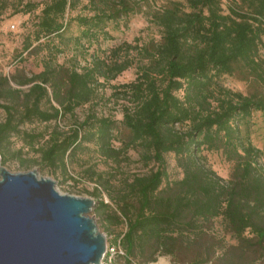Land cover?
Returning a JSON list of instances; mask_svg holds the SVG:
<instances>
[{
    "label": "trees",
    "instance_id": "obj_1",
    "mask_svg": "<svg viewBox=\"0 0 264 264\" xmlns=\"http://www.w3.org/2000/svg\"><path fill=\"white\" fill-rule=\"evenodd\" d=\"M80 1L43 4L24 39V49L40 56L38 73L27 76L16 69L11 76L0 74L2 165L13 157L21 166L40 160L66 172L88 143L100 157L118 162L127 161L133 148L145 164H157L156 169L122 179L116 192L118 211L104 216L109 225H125L118 245L127 258L137 255L148 263L169 255L175 264L184 248H203L205 224L220 217L225 233L235 241L220 247L225 263H233L239 252L240 257L258 255L264 264L263 152L250 138L252 115H264V94L247 95L220 82L221 76L240 68L264 83L258 58L264 0H240L244 9L229 7L228 12L221 0H168L148 12L159 32L157 40L123 41L108 50L100 48L102 41L113 38L108 24L128 17L131 8L126 0H87L81 8L91 15L65 20ZM24 7L29 12L36 4ZM72 21L77 34L68 35ZM69 44L83 55L92 44L98 47L89 54L91 63L78 71L57 60ZM134 63L135 78L113 91V97L130 102L122 106L121 120L89 112L69 129L59 128V120L67 114L73 117L77 107L97 97L100 77L115 78ZM33 122H54V127L48 135L22 128ZM114 131L126 133L120 147L112 144ZM13 136L22 143L15 150ZM203 151H221L234 162L227 180L211 168ZM167 153L174 154L182 169L180 179L169 180ZM83 174L103 184L93 164ZM205 250L209 256L215 252L211 244Z\"/></svg>",
    "mask_w": 264,
    "mask_h": 264
},
{
    "label": "rangeland",
    "instance_id": "obj_2",
    "mask_svg": "<svg viewBox=\"0 0 264 264\" xmlns=\"http://www.w3.org/2000/svg\"><path fill=\"white\" fill-rule=\"evenodd\" d=\"M50 0H0V74L11 76L16 69H22L23 72L30 76L38 73L41 69L40 56L29 54V50L24 49V39L33 30L37 22V16L43 4ZM168 0H155L154 2H145L144 0H126L127 6L131 8V13L128 17H122L115 24H108V30L113 38L102 41L100 48L108 50L111 47L118 45L123 41L134 43L138 40L139 43L150 39H158L159 32L156 26L149 21V10L157 9L165 4ZM34 3L36 7L31 11H25L26 3ZM87 0H81L80 4L65 15V20L68 17H74L77 14H88L92 12L83 10L82 4ZM225 12H228L229 7L244 9L240 0H221ZM69 34H77V26L74 21L70 23ZM97 44H92L86 55L76 52L71 44L68 45L65 52L57 57L58 62L65 63L67 66H74L79 71L82 66L91 63V56L97 49ZM45 53L41 51L40 54ZM258 58L262 61L264 69V37L259 45ZM143 64V63H142ZM137 64L134 63L131 67L123 71L115 78L98 79L99 86L97 87V97L91 102L83 104L74 110V116L67 114L58 121V126L61 130H67L75 124L82 122L89 112H95L98 116H112L114 120H121L122 106L130 105V102L123 97H113V91L119 84L129 82L136 76ZM220 82L226 88L233 91H240L247 95H262L264 94V83L251 75L247 70L240 68L236 69L231 75H223ZM11 85L16 87L12 81ZM25 89L26 86L20 87ZM181 95L182 92H179ZM5 117V112L0 108V120ZM54 127V122L49 124L33 122L25 124L22 128L29 131L49 132ZM116 139L112 142L113 146H121V138L126 135H118L116 131ZM250 138L252 143L260 148L263 152L261 163L264 166V115L256 112L251 117ZM11 149L15 150L22 145L19 138L13 136L11 138ZM206 156L207 163L218 175L225 180L229 178L234 162L227 160L221 151H203ZM26 158H30L31 154H26ZM129 159L127 161L105 160L95 152L93 144H86V149L79 153L77 159L69 165L66 172H63L58 167H51L42 164L40 160L35 165L30 167L21 166L16 158H9L3 165L11 172H26L29 170H37L38 174L43 177H49L55 181V189L62 194H70L78 197H88L93 199L94 205L88 215L94 218L99 230L106 237L107 251L104 254L101 262L103 264H172V257L169 255L158 256L154 262H143V258L137 255L125 256L124 250L118 245V238L121 232L125 230V225H109L105 221V214L118 211V201L116 192L120 189L122 179L130 177L133 174H148L151 170H155L157 164L150 162L145 164L140 160L139 155L133 148L128 151ZM166 170L169 180L180 179L182 177V169L177 165L176 158L173 153L165 155ZM90 164L94 165L96 172L102 174L103 184L96 181H90L83 174L84 169ZM101 202L106 207L101 206ZM98 206V207H97ZM96 207V208H95ZM203 248L183 249L178 253L175 259V264H196V262L204 261L202 264H226L222 257V245L234 244L235 241L225 233L223 223L220 217L214 218L205 224V235L202 238ZM209 244L214 246V254H207L205 249H209ZM199 252H202L200 254ZM235 261L227 264H262V259L258 255L247 253L244 257H240L237 253ZM128 261H127V260Z\"/></svg>",
    "mask_w": 264,
    "mask_h": 264
},
{
    "label": "water",
    "instance_id": "obj_3",
    "mask_svg": "<svg viewBox=\"0 0 264 264\" xmlns=\"http://www.w3.org/2000/svg\"><path fill=\"white\" fill-rule=\"evenodd\" d=\"M94 201L62 194L37 170L11 172L0 156V264H103Z\"/></svg>",
    "mask_w": 264,
    "mask_h": 264
}]
</instances>
